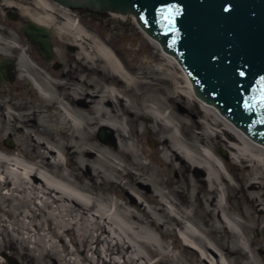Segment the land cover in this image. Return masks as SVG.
Returning <instances> with one entry per match:
<instances>
[{
  "label": "rangeland",
  "instance_id": "1",
  "mask_svg": "<svg viewBox=\"0 0 264 264\" xmlns=\"http://www.w3.org/2000/svg\"><path fill=\"white\" fill-rule=\"evenodd\" d=\"M5 1L0 4V39L5 40L9 48L4 52L0 47V69L3 68L5 72L0 82V107L3 111L14 114L21 122L27 119L25 114L32 112L36 114L41 112L47 116L46 120L49 126L57 121V116L52 108L53 104L44 103L40 92L38 93L39 88L45 89L43 79L49 83L59 81L66 84L70 90L61 91L57 97L64 102L71 101L73 92L71 90L79 88L80 77L90 75V66L85 64L88 60L84 49L90 50L92 58L98 60L102 66L105 65L93 47L95 39L107 44L121 64L134 71L136 80H141L142 75L152 78L151 88L153 90L148 86L133 89L132 103L135 110L132 108V111L124 114L123 103L115 100L111 113L113 116L123 114L120 117L122 118L120 122L126 134L133 130V126H128L130 124L126 123V120L131 118L135 123L134 129L140 133L141 143H138L139 146H143L149 152V157L143 158L142 161L151 162L153 166L155 165L162 171L159 177L156 176L158 181L157 179L154 182L151 181L149 187L132 184L133 190H131L137 198L143 200L145 207L152 212L156 221L165 225L163 233L167 250L161 247L163 244L162 234L154 226L142 224L139 235L143 236L142 238L150 242L152 246L154 245L167 253L161 259L133 243L136 250L138 249L137 251L141 255L149 257L152 264H210L211 259L203 254L198 243L186 241L183 229L170 222L169 218L160 212L162 208L158 202L161 201L164 202L172 215L183 220L188 229L214 249L213 252L218 255L220 261L229 264H264V189L259 187V180H256L257 177H264V161H249L247 163L249 167L244 168L246 164L240 161L241 158L234 157L235 154L229 151L227 145L223 143L224 139L230 138V134H233L232 132L229 134L227 123L186 92L185 79L182 77L177 62L168 61L163 56L162 50L152 43L137 26L134 16L92 10H72L67 15L77 27L83 30L86 35L88 34L86 41L73 45L76 43L73 33L75 31L72 30L71 33H68L60 30L59 27L64 24L65 15L56 9L54 11L56 18L50 25L54 28L51 42L55 56L53 61H47L40 57L37 48L30 41L20 36L18 33L19 24L12 23L5 18L2 6L7 8L9 7L7 4L10 5L14 2L17 8L21 6L20 3L13 0ZM10 7H14V5ZM17 10L21 9L17 8ZM22 56L28 65L37 71V74L32 72L30 67L19 63ZM163 63L166 67L160 68ZM169 70L175 71L180 76V86L182 87L180 94L176 93L175 82L171 76L157 81L158 76L164 73L168 74ZM95 76H100L97 71ZM157 88H160L162 93H159ZM50 94L52 95V93ZM44 95H48L46 89ZM144 98H146L145 101ZM159 98L167 101L163 110L158 107L161 104ZM33 106L34 108H32ZM27 108H31V110ZM159 110L162 111L161 114L168 115L174 122L171 127L165 124L166 129L161 135L162 137L173 141L172 136L178 135L186 153L196 155L200 151L202 153L205 149H209L217 159L218 168L227 180V184L223 180L219 184L222 192L219 189L218 201L225 205L223 211L220 212L223 224L214 215L207 212V200L212 196L206 188L205 170L203 172V169L193 166L184 168L179 166L178 161L173 162L172 158L163 165L155 161L157 160L155 153L161 148V145L156 142L157 137L154 134L156 130L160 129L156 123V118L161 115ZM92 114L90 110L86 121L93 117ZM27 123L28 125L32 124ZM54 128L45 130L39 126L38 130L45 136L37 137L33 132L36 128L32 129V133L34 138L45 143L46 146L53 147L55 150L64 148L65 151L68 150V153L72 154L76 147L72 144L71 138L64 134L62 136L60 130ZM110 130L105 126H94L91 132L92 138L96 142H109L108 148L112 150L117 146L118 136L116 132ZM11 131L16 136L4 134L0 138V157L9 156L4 153L10 151L16 153V146L19 142L23 146L22 136L20 133H16L17 129L11 128ZM8 139L12 142L10 146L6 144ZM132 142L130 139L126 144L130 145ZM70 145L72 148H67ZM27 148V159H34L31 149ZM90 149L94 150L92 147ZM91 153H84L82 158H89ZM95 153L99 154L96 151ZM253 153L260 154L261 159L264 160V151L258 153L253 149ZM61 158L65 162V156L62 155ZM74 161L72 162L75 165ZM68 163L71 165V162ZM121 163L127 169L130 168L129 158L123 157ZM170 163L172 168L168 167ZM14 171L11 166H3L0 163V264H92V262L104 264L95 253L97 249L100 256L109 260V257L105 256V244L103 242L98 245L94 243L95 224L89 217L91 214L83 219H79V216L71 219L69 213L62 211L64 217L60 218L56 204H51L52 207H45L41 206L38 198L32 199V193L26 189V184L17 180ZM50 172L55 174L57 169L51 168ZM155 172L156 170H154ZM65 173L67 174V172ZM126 173L127 170H124V174ZM77 175L81 176V173L78 172ZM77 175L76 177H78ZM6 176H8L7 179H5ZM69 178L72 181L77 180L71 176ZM8 179L10 184H5V180ZM160 181L163 182V185L160 184ZM256 181L257 183H255ZM260 184H264V182L260 181ZM78 185L90 187L92 183L87 178H83L82 182L78 181ZM95 189L98 192V188ZM151 190L155 192L156 197L150 192ZM109 196L116 197L111 194ZM129 209L135 211L134 208ZM69 221H75V224L71 225ZM92 233L94 234L92 235ZM124 237L129 240L128 237ZM195 253L204 255L207 258L206 262H197ZM207 254L212 257L210 253ZM112 260L115 261L113 258Z\"/></svg>",
  "mask_w": 264,
  "mask_h": 264
},
{
  "label": "bare ground",
  "instance_id": "2",
  "mask_svg": "<svg viewBox=\"0 0 264 264\" xmlns=\"http://www.w3.org/2000/svg\"><path fill=\"white\" fill-rule=\"evenodd\" d=\"M22 1L24 2V0ZM38 1L35 4V10L28 12V8L22 6L21 11L25 12L34 21L36 20L39 22V24L44 23L51 25L53 24L52 17L54 11L59 9L65 15V21L64 24L59 27L60 30L68 33H71L72 30L75 31L73 33L75 35L74 42L76 43L73 45L88 39V37H86L88 34L86 35L83 30L77 27L75 23L72 22L69 15H67L71 10L62 7L55 2L49 3L47 0ZM26 5L28 6V4ZM145 36L161 49L160 45L155 40L146 34ZM0 47L4 52H6L5 50L9 48L7 42L2 39H0ZM93 47L96 50L98 57L104 61L105 65L102 66L99 64L98 60L92 58L90 55L92 52L84 49V54L88 60L87 63H84L90 66V75L88 74L87 76L80 77L79 88L76 87L71 90L73 91L71 101L64 102L63 100H59L57 97L58 93L69 89L66 84L59 81L49 83L43 79V85L46 91H48V95H44L45 89L39 88L38 93L40 92L39 94L42 96L44 103L47 102L53 104L52 108L54 110V114L57 116V121H55L52 126L47 124V116L43 115L41 112H39V114L34 112L27 113L25 114L27 119H25L24 122H21V120L14 114L9 111H3L0 107L2 112L0 114V138H2L4 134L16 136V134L11 133L12 128L17 129L18 132L16 133L21 134L23 141V146L20 142L17 144L16 153L11 151L4 153V155L8 154L9 156H1L0 163L3 166H11V168H14V174L17 177V180L26 184V189L30 190L32 193V199L38 198L41 206L52 207L51 204H56L55 206L60 212V218L64 217V213L62 211L69 213L71 219L76 218V216H79V219H83L84 217H88V214H91L89 217H91V220L95 224V234L92 233V235L94 234V243L98 245V243L103 242L106 246L105 256L109 257V260H107L97 253L98 249L95 250L98 258H101L104 264L111 262L114 264H152L153 262L151 263V260L149 261V257L141 255L137 251L138 249L136 250V246L133 243H136L138 246L148 251V253L155 254L163 259L167 252L156 248L154 245L152 246L150 242L142 238L143 236L141 237L139 235V232H141L140 226L142 224L154 226L156 230L162 234L161 239L163 244L161 247L167 250V246L164 244L165 235L163 233L165 231V225L163 223H158L152 212L145 207L143 200L137 198V196L133 194L132 184L136 186L139 185L141 187H149L151 185V181L154 182L156 179L158 181L157 177L161 175L162 171L157 169L155 165L153 166L151 162L142 161L143 158L147 159V157H149V152L143 146H139L138 143H141V140L139 139L140 133L134 129L135 123L131 120V118L126 120V123L127 125L128 123L130 124L128 126H133V130L129 134H126L120 122L122 119L120 117H122L123 114H116L113 116L111 113L112 104L115 100L121 102V104L123 103L122 111L124 114L132 111V108L135 110L134 104L132 103L133 89L144 88L147 86L151 88L153 80L150 77V81V78L147 75H142L140 77L141 80H136L134 71L129 70L122 65L118 57L103 41L95 39ZM163 56L167 58L168 61H172L173 63L176 62L172 56L166 54L165 52H163ZM19 63L21 65H25L26 67H30V70L37 74V71L28 65L24 56L19 59ZM85 64H83V66H85ZM165 67L166 66L163 63L160 68ZM178 68L181 69L180 66H178ZM96 71L100 75L99 77L95 76ZM181 72L182 77L185 79L187 88L186 92L193 98H196L193 94L192 85L188 77L182 69ZM166 76H171L174 79V89L177 94H180V88H182L180 86V76L176 74L175 71L169 70L168 74L164 73L163 75L158 76L157 81ZM157 90H159V93H162L160 88H157ZM50 93H52V95ZM196 99L201 102L205 108L213 111L220 119L227 123V126L229 127V134L231 132L233 134H230V138L224 139L223 143L227 145V149L229 151H232L233 154H235L234 157L241 158L240 161L246 164L244 168L249 167L247 166L249 161H264L261 159L260 154L253 153V149L257 150L258 153L263 152L264 146L254 143V141L232 125L227 119L225 120V118L221 116L213 106L202 102L198 98ZM145 100L146 98H144V101ZM159 101L161 104H159L158 107L160 110H163L167 101L160 98ZM32 108H34V106ZM27 109L31 110V108ZM90 110L93 113V117H91L89 121H86L88 118L87 114ZM160 110L159 112L161 114L162 111ZM148 111L151 112L150 110ZM26 122L32 123L29 124L31 126H29L28 123L26 124ZM156 123L160 129L156 130L154 134L157 137L156 142L161 145V148H159L157 153H155L157 158L155 161L163 165L166 161L168 162V159L172 158L173 162L178 161L179 166L181 165L184 168H190L193 166L203 169V172L205 170L206 188L212 196L209 200H207V212L214 215L219 222L223 224L220 212L223 211L225 205H222L221 202L219 203L218 201V197L220 195L219 184H221L222 180L227 184V180L218 168V164L216 163L217 159H215L213 153L209 149H205L202 153L200 151V153H197L196 155L186 153L183 150L181 140L178 138V135L174 134L172 136L173 141L162 137L161 135L166 129L165 124L170 127L174 124L168 115L161 114L159 118H156ZM39 126H42L45 130H53L55 129L54 127L58 128L62 136L64 134V136L71 138L72 144L76 147V150H74L72 154H69L68 150L65 151L64 148H56L55 150L53 147L46 146L45 143L39 141L37 138H34V134H36L37 137L45 136L44 133H41L38 130ZM94 126H105L116 132L118 136L117 146L111 150L108 148V145L110 144L109 142H96L92 138L91 132V129ZM24 127L26 128L25 130ZM32 129H35V131L33 130L34 134L32 133ZM130 139L133 142L130 145H127L126 142ZM27 147H29L34 154V159H27ZM70 147L72 148V145L67 148ZM90 147L94 150H91ZM95 151L99 152V154H96ZM90 152L92 153L89 158H82L84 153ZM62 155L65 156V162L61 158ZM123 157L129 158L128 165L130 168L127 169L126 166L122 165L121 161ZM245 157L248 158L244 159ZM72 161L75 162V165ZM68 162H71V165ZM223 164L225 166V163ZM171 166V163L168 164L169 168H172ZM221 166L223 165L221 164ZM51 168L57 169V173H51ZM65 169L67 170L65 171ZM124 170H127L126 174H124ZM154 170H156L155 173ZM255 170L257 171V168ZM65 172H67V174ZM76 172L81 173V176L77 175ZM76 175L78 177H76ZM69 176L74 178L76 177L75 179L80 182H82L83 178H87L91 181L92 185L90 187L79 186L78 181L70 180ZM7 178L8 176L5 177V179ZM127 179H129V181H127ZM256 180H259V187L264 189V184H260V181L264 182V177H257ZM255 183H257V181ZM5 184H10L9 179L5 180ZM160 184L163 185V182ZM95 188H98V192ZM26 189H24L25 192ZM220 190L222 192V188ZM150 192L154 195V197H156L154 191L151 190ZM109 194L116 197L112 198ZM158 204L162 208V211L160 210V212L165 214L169 218L170 222L183 229L187 238L186 241L198 243L203 254L211 259L210 264L228 263L220 261L218 259V255L213 252L214 249L210 248V246L201 241V239L194 232L188 229L183 220L172 215L169 209L164 205V202L159 201ZM129 208H134L135 211L130 210ZM70 224H75V221H71ZM57 234L58 232L56 235ZM124 236L128 237L130 241L126 240ZM76 238L78 239L77 236ZM207 253H210L212 257H210ZM195 256H197V262L199 263L204 261L206 262L207 260L204 255L195 253ZM112 258L115 261H113ZM92 264L95 263L92 262Z\"/></svg>",
  "mask_w": 264,
  "mask_h": 264
},
{
  "label": "water",
  "instance_id": "3",
  "mask_svg": "<svg viewBox=\"0 0 264 264\" xmlns=\"http://www.w3.org/2000/svg\"><path fill=\"white\" fill-rule=\"evenodd\" d=\"M52 1L68 10L134 16L137 26L176 60L194 96L264 146V108L258 103L264 78V0ZM162 8L172 9L174 25L162 22ZM23 33L44 58L53 57L49 28L29 22ZM4 75L2 68L0 82ZM246 100L254 106L246 108ZM6 144L12 145L11 140Z\"/></svg>",
  "mask_w": 264,
  "mask_h": 264
},
{
  "label": "flooded vegetation",
  "instance_id": "4",
  "mask_svg": "<svg viewBox=\"0 0 264 264\" xmlns=\"http://www.w3.org/2000/svg\"><path fill=\"white\" fill-rule=\"evenodd\" d=\"M13 1H15V2H18V3H21V1L22 0H13ZM28 1H30V2H28ZM49 3L50 2H53L52 0H47ZM6 1L5 0H1L0 1V4H2V3H5ZM32 2V3H31ZM28 4V6L26 5V4ZM33 3H34V5H33ZM35 2L33 1V0H24V2L22 1V3L20 4L21 6H18L17 8H22V6L24 7H27L28 8V12H31V11H33V10H35ZM11 5H14L15 6V4L12 2V4L10 3V6ZM7 6H9V4H7ZM4 7V6H2V8L4 9V11H3V13H4V15H5V18H7L8 20H10V22H12V23H18L19 24V28H18V33L20 34V36L22 37V38H24V39H26V40H28V38H27V36L26 35H24V33H23V31H24V28L26 27V25L29 23V22H34V23H36V24H39V22H37L36 20V22L33 20V19H31L30 18V16H28L25 12H23V11H18L17 10V8H14V7ZM34 6V7H33ZM1 7V6H0ZM72 11H70V13H71ZM56 15L55 14H53V17H52V19H54V18H56L55 17ZM40 24H43L46 28H49L50 30H51V36H50V39H51V37H52V35H53V33H54V28L53 27H50V25H47V24H44V23H40ZM47 25V26H46ZM29 41V40H28ZM39 52V51H38ZM40 54V53H39ZM54 56L55 55H53V57L52 58H50V59H46V58H44L41 54H40V57L41 58H43L44 60H47V61H53L54 60Z\"/></svg>",
  "mask_w": 264,
  "mask_h": 264
},
{
  "label": "snow or ice",
  "instance_id": "5",
  "mask_svg": "<svg viewBox=\"0 0 264 264\" xmlns=\"http://www.w3.org/2000/svg\"><path fill=\"white\" fill-rule=\"evenodd\" d=\"M160 14H161V18H162V22L166 23L168 25H174L175 23V14L173 13L171 8H167L164 9L162 8L160 10ZM142 20H144V22L147 24V20L144 17H141ZM173 43H175V41H173ZM241 75H243V73H241ZM261 87L259 89L260 95L258 98V103L260 105V107L264 108V78L261 79ZM254 105H250L248 103V101H245V107H253Z\"/></svg>",
  "mask_w": 264,
  "mask_h": 264
}]
</instances>
